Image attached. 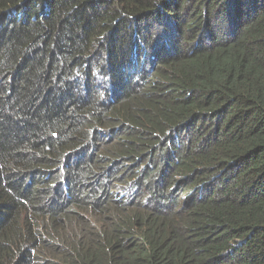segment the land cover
I'll return each instance as SVG.
<instances>
[{"label":"trees","instance_id":"16d2710c","mask_svg":"<svg viewBox=\"0 0 264 264\" xmlns=\"http://www.w3.org/2000/svg\"><path fill=\"white\" fill-rule=\"evenodd\" d=\"M0 264H264V0H0Z\"/></svg>","mask_w":264,"mask_h":264}]
</instances>
